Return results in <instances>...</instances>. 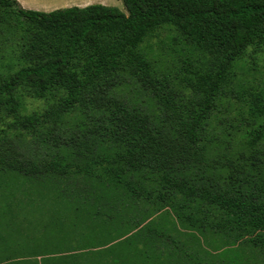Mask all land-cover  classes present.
<instances>
[{"label":"trees","instance_id":"obj_1","mask_svg":"<svg viewBox=\"0 0 264 264\" xmlns=\"http://www.w3.org/2000/svg\"><path fill=\"white\" fill-rule=\"evenodd\" d=\"M122 1L0 0V171L60 211L53 251L18 263L264 264V85L237 73L264 0ZM166 31L177 71L142 49Z\"/></svg>","mask_w":264,"mask_h":264},{"label":"rangeland","instance_id":"obj_2","mask_svg":"<svg viewBox=\"0 0 264 264\" xmlns=\"http://www.w3.org/2000/svg\"><path fill=\"white\" fill-rule=\"evenodd\" d=\"M122 8L125 10L124 5ZM175 38H178V41H175ZM173 47L176 50H172ZM184 48L179 35L174 31H166L157 39H148L142 46L143 51L149 55L160 56L165 64L164 68L169 71H177L182 67L183 61L188 57ZM0 53H4L2 48ZM237 73L240 78L248 80V87L264 85V49L258 53L250 50L238 64ZM29 104L37 105L31 101ZM30 109L31 106L28 107V110ZM1 185L3 187L0 188V264H19L20 260L53 251L55 234L49 224L55 221L54 215L58 216L60 211L39 204L37 200L32 204L28 203L27 198L31 195L23 189H18L15 173L0 171ZM211 245L205 248L209 251L207 253L216 256L214 257L216 261L231 262L232 247L219 249L216 244Z\"/></svg>","mask_w":264,"mask_h":264},{"label":"crops","instance_id":"obj_3","mask_svg":"<svg viewBox=\"0 0 264 264\" xmlns=\"http://www.w3.org/2000/svg\"><path fill=\"white\" fill-rule=\"evenodd\" d=\"M17 2L25 10L47 13L72 7L85 8L91 5L117 7L127 13L126 9L122 8L124 5L122 0H17Z\"/></svg>","mask_w":264,"mask_h":264}]
</instances>
